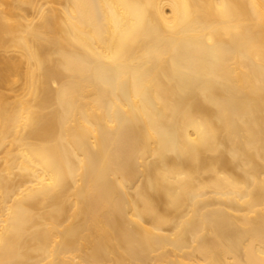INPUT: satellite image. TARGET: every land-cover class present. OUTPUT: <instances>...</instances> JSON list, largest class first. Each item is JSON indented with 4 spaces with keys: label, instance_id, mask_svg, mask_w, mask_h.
<instances>
[{
    "label": "bare ground",
    "instance_id": "1",
    "mask_svg": "<svg viewBox=\"0 0 264 264\" xmlns=\"http://www.w3.org/2000/svg\"><path fill=\"white\" fill-rule=\"evenodd\" d=\"M0 264H264V0H0Z\"/></svg>",
    "mask_w": 264,
    "mask_h": 264
}]
</instances>
